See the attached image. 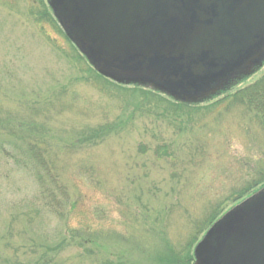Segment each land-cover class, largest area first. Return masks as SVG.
I'll return each mask as SVG.
<instances>
[{
	"label": "rangeland",
	"instance_id": "rangeland-1",
	"mask_svg": "<svg viewBox=\"0 0 264 264\" xmlns=\"http://www.w3.org/2000/svg\"><path fill=\"white\" fill-rule=\"evenodd\" d=\"M41 3L0 0V264H159L170 249L195 264L206 231L264 187L238 196L263 181L264 125L225 103L182 117L180 132V121L157 118L142 85L98 78L46 0L50 19H40ZM263 77L264 66L231 93ZM22 122L59 154L72 194L60 213L23 167Z\"/></svg>",
	"mask_w": 264,
	"mask_h": 264
},
{
	"label": "water",
	"instance_id": "water-1",
	"mask_svg": "<svg viewBox=\"0 0 264 264\" xmlns=\"http://www.w3.org/2000/svg\"><path fill=\"white\" fill-rule=\"evenodd\" d=\"M101 75L186 103L264 64V0H48ZM195 264H264V188L219 219Z\"/></svg>",
	"mask_w": 264,
	"mask_h": 264
},
{
	"label": "trees",
	"instance_id": "trees-1",
	"mask_svg": "<svg viewBox=\"0 0 264 264\" xmlns=\"http://www.w3.org/2000/svg\"><path fill=\"white\" fill-rule=\"evenodd\" d=\"M40 1L43 5L44 0ZM43 8L44 11L40 13V19H50L49 12H47V7L43 5ZM96 75L98 78H101V80H105V78H103L98 73H96ZM105 81L108 80L106 79ZM109 83L111 85H114V87L116 86L114 83ZM117 87L121 88L119 86ZM232 91L233 90L224 94V97L221 96L214 99H205L204 101L193 103H186L181 100H176L175 98H172L161 92H154L153 90H149L148 92L143 91V94L146 95L144 97L145 100L151 103L154 102V108L156 109L154 113L157 115V118L159 116H162V118L164 117L166 121L169 119V122H181L180 125H182V127L179 128L180 132H186L183 125L185 121L182 119V117L191 118V116H196L198 114H201V112H204L203 116H206L225 103H228L230 108L232 106H239L247 109L251 113H255V118L257 117L262 125H264V77L254 84L235 93H231ZM166 116H169V118H167ZM19 124L20 125L18 126L21 129L18 130L14 135L15 138L17 137L18 142L22 146L21 149L23 152L20 153L19 157L24 155L27 159L25 165L23 164V167L37 173V180L40 183L42 197L46 201L47 206L52 209V211L55 208L56 210L54 212H58L61 209L60 205H64L72 198V194L69 192L68 187L62 181V170L58 165L59 154L45 148L46 140H44V136H41L39 137V139H37V137L35 136V131L34 133L32 131H29L32 127V124L28 125L24 122ZM31 129L36 130L35 128ZM104 130L107 129L105 127H102V129L97 131V135L101 137L100 139L107 137ZM97 135L95 136V134H92L91 136H89L87 134H83L82 138L85 137L83 142L92 139H98ZM16 147L19 146L17 145ZM162 150L168 152V149L166 150L160 148L158 150V153ZM262 180V183H260L261 180L255 181L254 184H251L247 188H245V190H242L238 196L244 197L245 195L250 194V192L260 184L264 185V178H262ZM216 218L217 216L213 214L210 217L211 221L209 219V224L211 225V222H213V220H215ZM83 241L89 242L90 240L82 239L80 241V243H82L81 245L85 246L88 242H86L85 244ZM191 260L192 258L188 256L187 250L177 251L175 249L168 250L158 259L159 264H191ZM46 264H50V262H46Z\"/></svg>",
	"mask_w": 264,
	"mask_h": 264
},
{
	"label": "flooded vegetation",
	"instance_id": "flooded-vegetation-1",
	"mask_svg": "<svg viewBox=\"0 0 264 264\" xmlns=\"http://www.w3.org/2000/svg\"><path fill=\"white\" fill-rule=\"evenodd\" d=\"M47 2H48V0H47ZM48 5H49V7L51 8V6H50V4L48 3ZM51 11H52V13H53V15H54V17H55V20L58 22V24L61 26V24H60V22H59V20H58V18L55 16V13H54V11H53V9L51 8ZM63 29V28H62ZM67 35V34H66Z\"/></svg>",
	"mask_w": 264,
	"mask_h": 264
}]
</instances>
